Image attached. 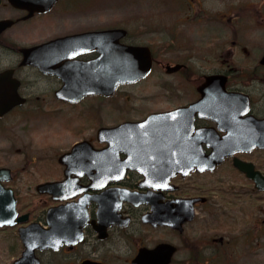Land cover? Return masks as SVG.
I'll use <instances>...</instances> for the list:
<instances>
[{
	"label": "flooded vegetation",
	"instance_id": "1",
	"mask_svg": "<svg viewBox=\"0 0 264 264\" xmlns=\"http://www.w3.org/2000/svg\"><path fill=\"white\" fill-rule=\"evenodd\" d=\"M107 1L0 0V184L16 211L0 264H242L248 195H264V51L250 57L248 9L164 0L200 45L177 46L173 25L162 56L109 26ZM156 68L155 89L128 96L141 115L99 121ZM112 78L135 81L109 93Z\"/></svg>",
	"mask_w": 264,
	"mask_h": 264
},
{
	"label": "rangeland",
	"instance_id": "2",
	"mask_svg": "<svg viewBox=\"0 0 264 264\" xmlns=\"http://www.w3.org/2000/svg\"><path fill=\"white\" fill-rule=\"evenodd\" d=\"M164 0H108V24L109 26L123 24L130 31L140 30L143 32L141 40L144 42H152L155 45L157 51H162V56H165L169 51L170 40H168V32L174 27L175 30L181 31V37L178 38L177 46H188L190 43L197 48L200 43L197 40H190L189 32L185 31V28L177 22L182 17L179 15H173L172 22L170 21L169 14L166 11V4ZM163 2V3H162ZM235 6V10L240 14H244V11L248 9V19L252 26L248 30V51L250 57H257L264 51V0H230ZM219 2L216 0H205L204 7L207 9H214V6H218ZM233 14V13H232ZM240 18V17H239ZM238 18V20H239ZM243 18V17H241ZM118 20V21H117ZM214 24H204V26H213ZM203 25H197L191 30L199 36V33L204 29ZM137 27V28H136ZM146 31H157V33H147ZM135 34V32H133ZM206 33H204L205 35ZM195 37V35H193ZM156 39L157 41H152ZM185 42V43H184ZM252 43V44H251ZM176 51L172 56H178L180 53ZM168 56V54L166 55ZM166 59V58H165ZM158 68H156L153 76L140 84L132 88H127L126 92L122 91L119 95L115 96L109 101L108 114L99 121L103 124H112L114 122L122 120L124 116H131L132 114H140L144 105L140 108L134 109L135 96L143 94L146 91L154 90L156 84V75H158ZM124 94V96H122ZM132 96V101H129V97ZM123 106L118 100H123ZM127 99V101L125 100ZM119 103V104H118ZM143 107V108H142ZM150 107V106H148ZM144 110V109H143ZM74 114L80 116V111L76 110ZM124 115V116H123ZM7 147H4V150ZM28 158L31 159L32 151H28ZM0 165H6V160L0 155ZM37 164L29 163L28 168L36 169ZM248 227H251V231L248 233V255L245 258H241L242 264H264V231L257 232L255 230V221L264 217V195L252 194L248 195Z\"/></svg>",
	"mask_w": 264,
	"mask_h": 264
},
{
	"label": "water",
	"instance_id": "3",
	"mask_svg": "<svg viewBox=\"0 0 264 264\" xmlns=\"http://www.w3.org/2000/svg\"><path fill=\"white\" fill-rule=\"evenodd\" d=\"M139 49H135V48H132V49H128V52L129 54L131 53L132 56L134 57V55L138 52ZM262 62L264 63V57L262 59ZM142 65H143V61L141 63V68H142ZM146 68L147 66L145 67L144 69V72L143 74H145L146 72ZM142 74V75H143ZM117 76V71H115V73H111L110 72V77H115ZM140 77V76H139ZM135 81V80H133ZM132 80H116L115 78H112V79H109V93H111L112 91H114V89L120 85V84H125V83H131L133 82ZM153 117H151L150 119H152ZM124 126H122L121 128H123ZM133 127V126H132ZM135 127V126H134ZM118 129H110V130H105V131H117ZM80 147V145H77L76 147L73 148V151L72 153H75L77 152L78 148ZM252 147V146H250ZM214 162H217V160H213V161H205L204 162V166L208 165V163H214ZM250 171V168L248 167V172ZM4 173V169H0V180L2 179V175ZM52 186L51 184H47V185H43L42 188H46V190L48 192H51L52 193ZM258 188H262L264 189V185L263 186H258ZM16 215V211H15V199H14V196H13V193L11 192V190L9 189H5L1 186L0 184V227L1 226H4V225H11L13 224V218L15 217Z\"/></svg>",
	"mask_w": 264,
	"mask_h": 264
}]
</instances>
